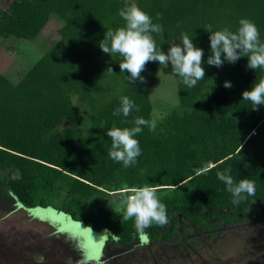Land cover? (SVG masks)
<instances>
[{
    "label": "trees",
    "instance_id": "16d2710c",
    "mask_svg": "<svg viewBox=\"0 0 264 264\" xmlns=\"http://www.w3.org/2000/svg\"><path fill=\"white\" fill-rule=\"evenodd\" d=\"M128 0H5L0 2V37L34 41L56 17L62 23L57 39L39 61L17 82L0 72V168L9 171L8 187L27 207H52L98 234L109 233L107 244L125 245L140 238L134 220L123 221L124 211L111 201L114 192L144 185L155 186L166 205L169 223L145 231L148 240L169 242L188 233V226L214 233L225 225L264 221V105L252 110L242 92L261 79L264 69L247 68V57L222 67L209 66V33L229 28L241 19L253 21L264 41V0H135L154 23L164 27L157 46L166 53L181 34L204 49L205 79L193 88L176 77L179 103L143 127L141 155L125 168L109 157L112 127L132 128L136 118L154 120L151 89L160 70L149 62L141 73L145 81L127 80L120 72L122 57L99 47L108 29L124 26L119 10ZM157 14L162 19L156 20ZM111 67L113 72L107 69ZM225 81L231 87H224ZM128 96L139 111L114 117L120 97ZM88 108L91 121L82 127L74 103ZM230 169L234 181L255 182V197L239 205L217 178ZM61 185L66 193L61 196ZM127 196L130 191H126ZM60 203L56 204V200ZM255 199V203H250ZM107 203V202H106Z\"/></svg>",
    "mask_w": 264,
    "mask_h": 264
},
{
    "label": "rangeland",
    "instance_id": "374dc122",
    "mask_svg": "<svg viewBox=\"0 0 264 264\" xmlns=\"http://www.w3.org/2000/svg\"><path fill=\"white\" fill-rule=\"evenodd\" d=\"M62 26L53 17L34 41L0 37V72L13 82L19 81L58 38ZM162 71L150 94L155 121L179 103V86L176 77L170 75V62ZM74 103L87 131L90 111L75 98ZM9 178V171L0 168V264H85V255L90 258L88 264H264L262 220L225 225L214 233L200 232L190 225L188 233L182 228V237L169 242L148 240L142 244L137 238L128 245H108L109 233L99 237L103 233H92L85 224L52 207L23 205L11 193ZM133 190L114 192L110 202L101 197L95 203L125 211V192L131 194ZM60 193H66V186L61 185Z\"/></svg>",
    "mask_w": 264,
    "mask_h": 264
},
{
    "label": "clouds",
    "instance_id": "9594fccd",
    "mask_svg": "<svg viewBox=\"0 0 264 264\" xmlns=\"http://www.w3.org/2000/svg\"><path fill=\"white\" fill-rule=\"evenodd\" d=\"M118 14L125 22L124 26L115 30L108 29L99 42V47L105 54L122 57L119 63L120 72L130 73L127 76L128 81L144 82L145 77L141 73L145 71L149 62L159 63L161 70L157 73H164L162 69L168 68L170 62L172 68L170 75L179 77L188 88L195 87L199 81L205 79L204 49L195 46L193 38L182 33L181 41L170 43L165 53L161 46H157L154 36L155 34L163 39L162 24L154 23L153 18L135 3L125 4ZM161 19V15L157 14L156 20ZM204 30L210 34V55L206 61L209 66L220 68L225 62L234 64L241 57H247V68L253 71L264 69V41L261 40L259 29L253 21L241 19L235 32L229 28L213 31L211 24L206 25ZM107 71L112 73L113 69L109 67ZM231 86L230 81H225L224 87ZM242 100L250 101L253 105L252 110H259V107L264 105V79L250 90L243 91ZM133 109L139 111L133 100L128 96H121L120 106L113 111L112 115L128 117ZM134 125L132 128L114 126L106 132V135L111 138L109 157L125 168L136 165L137 158L142 154L139 140L136 139L137 135L145 126L150 131H154L156 121L136 118ZM230 172V169L217 172V178L225 184L226 190L232 195V203L239 205L242 202H249L250 197H255V182L247 178L236 182ZM157 193V187L144 185L135 188L126 198L122 219L123 221L134 220V226L142 244L148 242V233L145 231L147 228L153 225L165 227L169 223L166 205L161 202ZM250 203H255V199H252ZM88 228L92 232V229ZM108 233L111 232L105 229L99 237ZM40 259L43 260V257ZM83 259L85 264H88L90 258L85 255Z\"/></svg>",
    "mask_w": 264,
    "mask_h": 264
}]
</instances>
